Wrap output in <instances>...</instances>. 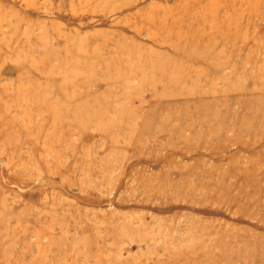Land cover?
<instances>
[{
	"label": "rangeland",
	"instance_id": "obj_1",
	"mask_svg": "<svg viewBox=\"0 0 264 264\" xmlns=\"http://www.w3.org/2000/svg\"><path fill=\"white\" fill-rule=\"evenodd\" d=\"M0 264H264V0H0Z\"/></svg>",
	"mask_w": 264,
	"mask_h": 264
}]
</instances>
